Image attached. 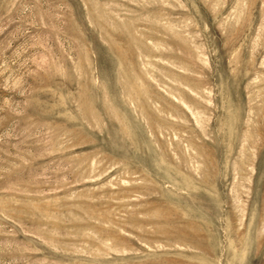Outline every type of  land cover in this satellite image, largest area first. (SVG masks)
Returning <instances> with one entry per match:
<instances>
[{"label":"rangeland","instance_id":"obj_1","mask_svg":"<svg viewBox=\"0 0 264 264\" xmlns=\"http://www.w3.org/2000/svg\"><path fill=\"white\" fill-rule=\"evenodd\" d=\"M0 264H264V0H0Z\"/></svg>","mask_w":264,"mask_h":264}]
</instances>
